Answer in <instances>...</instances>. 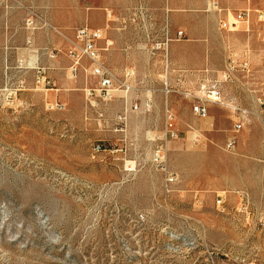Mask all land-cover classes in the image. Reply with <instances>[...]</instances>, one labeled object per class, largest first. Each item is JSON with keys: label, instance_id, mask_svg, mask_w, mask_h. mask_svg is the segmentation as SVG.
<instances>
[{"label": "rangeland", "instance_id": "rangeland-1", "mask_svg": "<svg viewBox=\"0 0 264 264\" xmlns=\"http://www.w3.org/2000/svg\"><path fill=\"white\" fill-rule=\"evenodd\" d=\"M249 4L264 11V0ZM165 8L164 0H0V264H264V20L252 13L228 31L218 21L232 22L238 9L218 17L215 5L193 15L164 16ZM28 9L54 27L50 47L36 36L48 28L25 29ZM86 25L112 41L104 52L112 69H133L127 105L138 110L127 109L123 123V99L89 102L85 75L68 73L67 51ZM200 31L208 68L174 69L172 47L190 64ZM223 73L230 77L213 101ZM198 102L204 118L192 113ZM166 108L175 139L163 134ZM159 146L178 174L169 193Z\"/></svg>", "mask_w": 264, "mask_h": 264}, {"label": "built area", "instance_id": "built-area-1", "mask_svg": "<svg viewBox=\"0 0 264 264\" xmlns=\"http://www.w3.org/2000/svg\"><path fill=\"white\" fill-rule=\"evenodd\" d=\"M240 1H243L246 6L236 10L232 22H230L228 19H219V29L228 31L233 30L235 29L237 24L247 23L252 13L255 14L258 20H264V11L251 8L249 4L250 0ZM23 22L25 29L30 31H34L44 27L48 29H54V27H52L46 20L29 9ZM103 35L104 34L101 29L90 28L87 25L76 29L74 33V40L71 43L69 50L67 51V57L71 62L67 70L72 79H75L80 72L85 75L84 85L86 87L83 89V92L86 100H88L89 102H91L92 96H96L102 101H111L118 97L123 99L124 110L117 115L118 120L123 123L126 119V113L128 111L135 112L138 110L137 101L134 103L131 102L129 106H127L128 97L130 95H136L135 88L131 84L132 78H134V72L132 70L126 69L123 71L124 73L119 75L107 64L104 57V52H107L109 49H111L113 43L111 40L106 39V37ZM182 37L183 31H178L177 38L181 39ZM101 41L104 42V46H101ZM165 67L167 70V60ZM38 72L40 71L38 70ZM229 77L230 75L228 73H223L222 79L216 80L215 84L211 87V89H209V95H207V97L213 101H219L220 92L218 89L214 88V86L217 83H222V81H227ZM37 82H41L42 84L46 85L51 84V81L46 80L44 77H42V81L38 80ZM90 82H92L91 84H93L95 87L90 88V86H88ZM142 103L143 112H150L152 105L151 98L146 95L143 98ZM55 108L60 110L63 108V105L60 103H56ZM163 112V134L165 133L166 136L175 139L177 138V131L174 126L175 115L170 109L167 108ZM192 113L198 117L204 118L208 114V108L205 104L198 102L192 105ZM241 127L242 123L238 121L234 125V130L238 131L239 129H241ZM231 146L232 141L230 140L227 144V148H230ZM95 149L97 151H100L102 150V146L96 145ZM164 151L165 148L163 146H159L158 150L156 151V160L158 161V163H160L161 170L163 172V189L166 193H169L171 191L172 185L178 180V174L167 167ZM221 201L222 199L220 198L217 201L218 204Z\"/></svg>", "mask_w": 264, "mask_h": 264}, {"label": "crops", "instance_id": "crops-1", "mask_svg": "<svg viewBox=\"0 0 264 264\" xmlns=\"http://www.w3.org/2000/svg\"><path fill=\"white\" fill-rule=\"evenodd\" d=\"M207 5H215L216 7H218V11L216 10L215 14L216 16H221L222 14H224V12H220V11H224V9L227 10H231V9H241L243 7L246 6V4L243 1L240 0H164V7L165 8V14L164 16H170L169 12L171 11V16L174 14V11H179L181 12L182 15H193L192 13H195L194 11L197 9H201L202 7H205ZM95 16L101 19H103L105 17V13L103 11H99L97 13H95ZM108 16V14L106 13V17ZM8 23V20H6ZM12 22V20H9V24ZM18 25L20 24L19 21H17ZM102 29V28H100ZM36 34V33H35ZM36 36H43L44 38L46 37L48 40V44L43 45L45 47H50L51 42L54 41L55 37L54 34L51 32L50 29H43L42 31H38ZM206 37L207 35L205 34L204 31H200V34L198 36V44L199 46L197 47V49L195 50V53L197 55V58L192 60V62L190 64H184L182 58L180 59V61L178 62L176 57H175V51L176 49H179V47L175 46L172 47L171 49V66L174 69L180 70V69H189V70H201L204 67L206 68L207 66H209L208 62H207V58L204 56V50L206 49ZM42 48V47H41ZM181 49V48H180ZM110 50V49H109ZM108 50V51H109ZM114 54H121L120 52H115ZM43 57V61H45V55L42 54ZM52 63V62H49ZM128 67H126L127 69ZM208 68V67H207ZM125 69V70H126ZM113 70L116 73H120L122 71H124L122 68H119V70H116V68ZM133 71V69H131ZM90 81V79H89ZM135 95H130L128 97V100H134ZM130 104V103H129ZM128 106V105H127Z\"/></svg>", "mask_w": 264, "mask_h": 264}]
</instances>
